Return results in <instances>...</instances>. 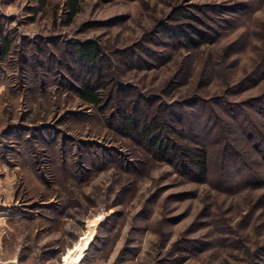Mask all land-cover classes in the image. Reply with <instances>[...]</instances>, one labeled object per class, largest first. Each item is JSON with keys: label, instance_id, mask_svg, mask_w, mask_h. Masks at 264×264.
<instances>
[{"label": "rangeland", "instance_id": "374dc122", "mask_svg": "<svg viewBox=\"0 0 264 264\" xmlns=\"http://www.w3.org/2000/svg\"><path fill=\"white\" fill-rule=\"evenodd\" d=\"M88 40L104 82L76 54ZM263 64L264 0H0V264H264L262 188L185 177L123 133L127 112L193 113L218 155L210 109L240 128Z\"/></svg>", "mask_w": 264, "mask_h": 264}, {"label": "trees", "instance_id": "16d2710c", "mask_svg": "<svg viewBox=\"0 0 264 264\" xmlns=\"http://www.w3.org/2000/svg\"><path fill=\"white\" fill-rule=\"evenodd\" d=\"M72 5V18H74L78 14V7L75 1ZM178 34H180L177 36L179 41L185 38L190 45L194 44L199 47L205 42L201 41L202 39L199 40L200 43L194 41L188 34L180 32ZM76 54L79 61L93 75V82H104L105 68L102 65L104 56L99 43L93 40L82 42L78 45ZM260 77L264 79V72L260 73ZM250 80L251 78H246L242 84ZM93 82L83 85L81 98L90 106L100 107L105 95L94 88ZM234 87H237V84ZM243 108L240 110L242 114L239 115L240 128L238 129L232 127L230 118L234 119L235 113L229 106L222 112L210 109L211 117L218 120L223 133L215 140L216 142L214 141L215 143L221 142L218 155H212L211 142L198 141L197 134L204 132L207 135L212 127H208L206 123L205 129L199 131L197 127L199 120L194 118L193 113L185 112L177 116L170 115L162 118V116L151 117L144 111L137 114L134 110L130 114L124 113L123 133L130 134V136L138 134L147 138L153 153L164 158H171L185 177L197 180L211 179V182L219 189L226 184L233 189V182L238 179L239 183L236 187L249 186L264 190V93L262 96L250 99ZM195 120L196 123L193 122ZM173 121L182 126V131L186 133L185 143L177 138V135L181 133L176 128L178 124ZM260 200L264 201V191Z\"/></svg>", "mask_w": 264, "mask_h": 264}, {"label": "bare ground", "instance_id": "6f19581e", "mask_svg": "<svg viewBox=\"0 0 264 264\" xmlns=\"http://www.w3.org/2000/svg\"><path fill=\"white\" fill-rule=\"evenodd\" d=\"M79 261V259H77L75 262H73L74 264H77V262Z\"/></svg>", "mask_w": 264, "mask_h": 264}]
</instances>
